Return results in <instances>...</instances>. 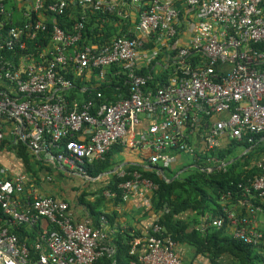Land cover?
<instances>
[{
  "label": "built area",
  "instance_id": "1",
  "mask_svg": "<svg viewBox=\"0 0 264 264\" xmlns=\"http://www.w3.org/2000/svg\"><path fill=\"white\" fill-rule=\"evenodd\" d=\"M178 2L192 11L196 24L177 51L168 83L152 90L138 73L144 41L176 38ZM128 5L138 7L133 38L115 37L100 47L80 44L87 8L122 16L120 9ZM67 8L81 11L71 32L57 20ZM12 10L23 19L19 26L8 23L5 34L0 31V51L25 53L16 66L0 56V145L8 133L11 144L23 142L47 163L86 177L85 165L105 160L115 146L139 148L151 167L168 161L171 152L192 153L186 134L203 116L220 117L207 125L209 149L223 138L253 144L264 135V0H0V15L8 17ZM45 38L46 44L41 42ZM28 42H33L30 50ZM191 53L208 62L192 66ZM114 65L130 84L128 97L109 102L97 93L95 99L68 104L59 95L71 87L64 73H93L102 82ZM142 118L149 124L136 133ZM79 133L82 138L76 139ZM258 166L260 176L238 185L241 198L234 206L245 213L225 208L221 218L205 216L197 230L226 224L236 241L264 245V232L254 227L261 211L254 201L264 204V162ZM116 172L127 177L118 185L121 202L135 195L151 197L157 190L140 172L123 167ZM103 196L113 198L109 191ZM22 226L38 229L30 243L12 232ZM109 234L105 216L96 225L88 218L74 223L68 204L40 193L26 174L0 177V264H95L103 258L117 264ZM129 246L128 254L137 260L128 264H183L177 243L156 216L148 233L132 236Z\"/></svg>",
  "mask_w": 264,
  "mask_h": 264
},
{
  "label": "trees",
  "instance_id": "2",
  "mask_svg": "<svg viewBox=\"0 0 264 264\" xmlns=\"http://www.w3.org/2000/svg\"><path fill=\"white\" fill-rule=\"evenodd\" d=\"M80 14L81 11L78 8H67L64 14L58 17V24L63 30L71 32L73 24L78 20ZM22 19L15 10H12L8 17L0 15V31L5 34L10 27L8 23L11 26H19ZM123 21L117 13H99L87 8L80 44L91 43L100 47L109 43L112 40L108 39L109 29L114 24H119L120 27ZM178 35L173 40H176ZM121 36L133 38L135 36L134 29L129 34L123 32L116 34V37ZM41 42L46 44V38ZM146 42L145 40V45H147ZM32 44L33 42H28L29 50L33 47ZM177 51L173 54L174 58ZM24 53L18 49L14 52L1 50L0 56L16 66ZM174 58H172L169 67L163 69L157 76L146 73L154 65L155 60L148 64V67L138 71L140 75L147 78V88L154 90L168 83L170 76L175 71V65L172 66ZM188 60L192 66L204 65L208 62L205 56L197 53H191ZM64 75L70 81L71 87L58 93L68 104L71 102L80 103L90 98L95 99L97 93H100L109 102H114L118 98H126L129 95L130 84L118 65L107 69L104 81L101 82L96 79L95 82L91 81L92 85L85 84L84 75L75 76L72 71H68ZM219 118L218 115L202 117L208 125ZM197 125L201 126V123ZM261 138H264V135L258 136L253 144L246 142L245 139L236 141L223 138L220 145L209 149L202 156L199 155L196 164L188 166L184 172L170 180L162 177L154 166L145 169L141 166L130 165L123 166V169L127 172H140L145 178L157 185V190L150 197V210L157 217V223L163 228L164 233L169 235L175 243L192 247L195 255L204 257L207 264H226L225 258L230 261V264H261L256 252L264 250V245L251 246L236 241L231 235H227L229 227L226 224L220 228L206 229L203 232L197 230L205 216L221 218L225 208L238 203L241 198L239 184H245L248 180L263 173L258 166L262 160L264 161V140L261 141ZM4 143H6L5 139L0 146ZM118 147L113 148V150H117ZM238 148L246 151L239 157L236 153ZM10 149L23 160L25 174L31 182L38 184L44 176L51 178V165L43 159L42 155L33 153L23 142H18L16 145L10 142ZM110 152L105 156V160L94 161L85 165L86 177L90 179L102 178L100 187L91 191H81L76 198L78 204L87 207V218L94 225L100 216L97 211L104 201V191H109L113 195L114 204L122 203L118 185L124 182L127 177L121 178L117 172H111L115 163L110 158ZM209 159H217L219 163H206ZM230 160L233 161L229 162ZM41 176H43L42 179ZM254 203L264 209V204L260 200H255ZM240 213L244 214L245 212L241 210ZM112 218L114 217L110 218V222L114 221ZM37 231V228L22 226L12 232L20 241L30 243ZM132 236L139 235L123 232L111 240V243L117 248V264H128L131 260H137L136 256L128 254ZM31 254L34 256L32 250ZM95 264H110V260L103 258Z\"/></svg>",
  "mask_w": 264,
  "mask_h": 264
},
{
  "label": "crops",
  "instance_id": "3",
  "mask_svg": "<svg viewBox=\"0 0 264 264\" xmlns=\"http://www.w3.org/2000/svg\"><path fill=\"white\" fill-rule=\"evenodd\" d=\"M177 7L180 12V18L177 21L178 38L166 42H162L155 38V40H147V45H145L144 50L142 51L139 62L140 69L148 67V64H151L154 60L156 61L154 65L146 71L147 75L153 74L157 76L163 69H167L172 58H174V52L180 47H183L192 35V31L196 24L194 14L180 2L177 3ZM121 14L124 21L121 23L120 27L119 24H114V26L109 29V40L115 38L118 32L126 34L132 33L134 25L138 19V7L136 5L123 7L121 9ZM149 46L152 47L150 48ZM95 80L96 78L93 73L84 74L85 84L92 85L91 81L95 82ZM197 122L201 123V126L197 125L196 128H193V130L186 134V143L192 153L188 152V150L176 153L171 152L172 155L168 161L161 160L154 166L158 169L159 174L165 179L170 180L173 177L178 176L184 172L188 166L196 164L199 155L202 156L209 150L205 140L208 124L203 121L202 117H200ZM148 124V119L142 118L139 125L135 128L136 133L146 129ZM79 138H82V133L76 135V139ZM10 139V135L7 133L5 138L6 143L0 146V170L4 171L3 173H0V177L2 178H9L20 173L25 174L23 160L10 149ZM263 139L264 138H262L261 141H263ZM222 142V139L219 140L218 145ZM244 152L243 149L238 148L236 151L237 157L244 154ZM146 155L147 153L141 151L139 148L118 147L117 150L112 149L110 152V158L115 163V167L138 165L141 167L143 166L145 169H150L151 167L147 165ZM261 162L264 161L262 160ZM206 163L210 162L206 161ZM50 165V180H47L48 176H41V179L42 177L43 179L38 184L36 183L35 186L40 193L55 198L56 201L66 202L69 205V214L72 221L74 223H80L87 218L88 210L87 207L80 203L78 204L76 198L81 191H91L99 188L102 178L90 179L88 177H83L56 162H51ZM144 196L145 197L135 195L126 202L118 203L117 205L114 204L112 199L104 198V201L97 212L107 218L108 229L110 231V241L123 232H127L130 235L137 234L141 237H144L148 233L155 215L149 210L151 207L148 205L147 199L150 196ZM230 208L236 213H240L237 206H231ZM109 216L110 218L113 216L114 218L112 219L114 221L110 222L111 220ZM41 226L46 227V223L42 222ZM254 227L257 230L264 232V209H261V211L256 214L254 218ZM227 235L230 236V230L227 231ZM177 252L182 258L183 264H207V260L202 256H196L194 249L188 245L178 243ZM256 253L261 260V264H264V250H259ZM225 259V263L230 264V261H228L227 258Z\"/></svg>",
  "mask_w": 264,
  "mask_h": 264
},
{
  "label": "water",
  "instance_id": "4",
  "mask_svg": "<svg viewBox=\"0 0 264 264\" xmlns=\"http://www.w3.org/2000/svg\"><path fill=\"white\" fill-rule=\"evenodd\" d=\"M246 152V151H245ZM244 152V153H245ZM233 160H230L229 162H231ZM138 166V165H137ZM143 167V166H142ZM151 167V166H150ZM119 168H121V166H116L115 168H113V170L111 171L112 173H115ZM106 174H110V173H106ZM105 175V174H104Z\"/></svg>",
  "mask_w": 264,
  "mask_h": 264
}]
</instances>
